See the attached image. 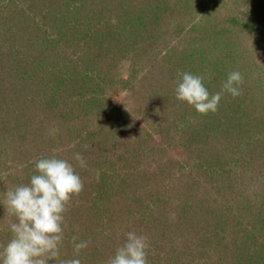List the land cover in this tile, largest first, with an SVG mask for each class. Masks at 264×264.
I'll return each instance as SVG.
<instances>
[{
	"label": "trees",
	"instance_id": "1",
	"mask_svg": "<svg viewBox=\"0 0 264 264\" xmlns=\"http://www.w3.org/2000/svg\"><path fill=\"white\" fill-rule=\"evenodd\" d=\"M6 1V6H2L5 9L0 15V158H4L1 160L4 163L9 160L7 165L13 169L10 171L11 176L0 184V242L4 241L3 236L6 245L12 235L8 228L9 218L2 203L5 192L16 185L29 183L31 176L36 174L34 161L55 154L73 163L84 184H87L86 180L93 184L92 190L85 193L87 197L81 198L82 191L78 196H73L66 206L59 259H79L81 264H107L108 259L115 255L116 249L125 242V233L135 228L128 225L127 218H130L128 215L122 216L129 209L123 202V196L118 194L123 188V181L131 179L133 169L138 170L137 166L131 167L133 164L143 160L151 165L154 154L150 150L151 146L147 144L128 142L122 146H114L110 152L105 146L107 143L104 133L111 132V129L107 127L106 131L102 132L98 131V128L99 125H107L109 122L106 121V116L113 110L106 105L107 94L110 86L117 85L111 78L109 81L112 83L109 84L106 77L110 74L111 68H117L115 61L125 55H131L132 52L137 56L138 51L141 50L140 52L145 55L144 69L147 65V69H151L147 91L141 97V101H144L142 110L147 117L149 116L155 131L163 135V125L156 121L158 114L156 107L161 100L158 105L156 101L161 95L165 100H170L169 92L173 91L172 89L175 91L181 75L192 68L190 62L186 60L187 54L196 48V46L192 48L191 44L194 42L193 37L198 35V26L195 28L196 25L191 24L185 28L180 22L171 24L169 19L161 22L172 11L173 6H166V13L162 11L163 13L158 15L153 9L155 5L147 6L152 0H120L121 3L116 6L114 4L104 6V0ZM153 1L158 3L159 0ZM249 14L246 13L245 16ZM242 18L235 12L227 25H222L220 29L217 24L215 26L213 24L214 27L209 28V32L198 35L197 40L207 44L210 37L214 38L213 33L216 32V28V30L229 31L233 38L234 36L240 38L244 36V28L241 27L245 24L240 25L243 24ZM167 23L170 29L166 27V30L163 27ZM156 34L162 38V42H159V37L155 40ZM8 37L10 40L5 42ZM182 41L184 46H179ZM176 54H180L181 58L176 57ZM228 57L231 59L230 56ZM179 64L181 69L176 80L163 75L165 67H168L171 68L170 72L173 76L179 69H176ZM131 66L133 72H136L134 69L136 65L133 63ZM240 74L245 77V71ZM135 87L136 84H130L129 90L132 91L136 89ZM248 89L250 91V88ZM92 102L95 103L94 111L90 109ZM233 104L236 105L237 111L241 110L240 102L235 101ZM133 111L137 112L134 108ZM237 111L235 112L238 113ZM97 116L98 120H95ZM243 116V113H238L235 122L226 121L224 135L227 137L228 147L232 145L229 148L231 151L235 148L242 151L244 149L245 143L240 144L243 134L248 133L249 126L241 125L240 118ZM201 118L196 133L203 147L206 133L201 129H204L207 123L211 125L210 131L213 134H210V137L209 134L207 135L210 139L218 131V125L213 121L214 116L202 115ZM35 119L37 122L48 123L49 129L57 124L55 132L61 137L68 135L70 142L74 136L77 137V140H74L65 151V157L58 148L45 149L42 146L35 148L37 144L33 142L37 135L30 130L37 124ZM32 121L35 123L32 124ZM74 132L77 134L70 135ZM244 137L248 139L247 143L251 144L250 137L246 134ZM262 138L264 139L263 136ZM12 142L15 155L24 156L17 155L6 159L7 156H11L6 148L9 149ZM226 147L217 142L215 150L208 152L205 162L202 163L206 168L204 172L209 173L212 178L223 174L219 171L222 154L219 156L217 154ZM77 152L85 158L86 167H79L73 159V154ZM17 170L25 173L19 177L14 176ZM232 170L229 168L225 172L230 180ZM144 171L147 172L148 184L157 177L155 173L157 171L153 173L148 167L144 168ZM238 178H234L233 181ZM185 187L187 191L192 188L188 185ZM186 196L187 192L184 197ZM251 201L256 200L251 199ZM119 202L121 205L116 211ZM252 204L246 209L251 218L254 217L251 219L254 223H256L255 218L258 223L261 221L263 227L259 228V231L262 232L264 215H259L260 206H257V202ZM188 206L190 207L189 204ZM195 206L199 208L200 201H197ZM204 206L200 209H205L206 205ZM139 208L144 209V212L147 211V205L142 204ZM204 211L199 210L197 213L195 210L184 215L185 232L190 230L189 233L192 232L195 236L199 226L208 223V216L204 215ZM112 216L116 221L122 216V221L114 224L115 219ZM137 232L140 231L137 229ZM73 237L77 238V243L89 242L88 247L82 249L79 256H76L73 249ZM232 242L239 253L246 251L247 258L243 259L245 264L248 260L255 264H262L261 262L264 264V245L257 242V239L253 238L249 242L235 239ZM248 243L252 246L246 245ZM192 256L190 264L207 263L201 257ZM48 264H55V261L49 260Z\"/></svg>",
	"mask_w": 264,
	"mask_h": 264
},
{
	"label": "rangeland",
	"instance_id": "2",
	"mask_svg": "<svg viewBox=\"0 0 264 264\" xmlns=\"http://www.w3.org/2000/svg\"><path fill=\"white\" fill-rule=\"evenodd\" d=\"M104 1V6L112 4L116 6L121 3L120 0ZM6 2V0H0V15L5 9L2 6H6ZM150 2L147 6L155 5L153 9L158 15L166 13V6H173L172 11L165 16L167 19L161 22L169 19L171 24L180 22L185 25V28L191 24L196 25L195 28L198 26L197 32L200 36L210 30L213 24L214 26L217 24V27L221 29L222 25L230 22L233 13L237 12L241 18L243 17V24L240 25L245 24L241 27L244 28V36L233 38L229 31L216 30V28V32L213 33L214 38L210 37L206 44L199 42L197 35L193 37L194 42L191 44L192 48L195 46L196 48L187 54L186 61H189V65L192 66L189 68L191 74L204 78L202 82L210 94L221 91L222 84L231 71H239V69L241 73L245 71V77H243V83L239 85L240 95L233 97L230 93L224 92L218 110L206 115L214 116L213 121H216L218 131L214 137L209 139L210 134L213 133L210 131L211 125L207 123L206 127L201 129L203 133H206L202 147L196 133L200 127L202 115L187 102L178 100L174 89L169 92L170 100H165L161 95L156 101L158 105L161 100L159 106L156 107L158 109L156 121L163 125V135L155 131L149 116L147 117L143 112L144 101H141V97L147 91V84L151 79L148 75L151 69H147L148 65L144 69L145 55L140 52L141 50L138 51L137 56L132 52L131 55H125L115 61L117 68H111L110 74L106 77L109 84L112 83L109 78L117 84L115 87L110 86L107 94L108 101L105 102L113 111L106 116V121H109L107 125H99L98 131L104 132L107 127H110L111 132L104 133L107 143L105 146L109 152L114 146H122L129 142L130 144H147L151 146L150 150L154 154L151 165L140 160L141 162L131 166H137L138 170H132L131 179L123 181V188L120 193L117 192L123 196V202L129 207L122 216L130 217L127 218L129 219L128 225L135 227L132 231L137 235L147 237L149 242L148 264H190L192 255L201 257L207 262L206 264H245L243 259L247 258L246 251L239 253V250H235L232 241L236 239V241L249 242L255 238L257 242L264 245V230L259 231L263 224L261 221L258 223L256 218V223H254L251 220L254 217L251 218L246 209L252 203L257 202V206H260L259 215H264V208L262 209L264 207V139L262 138L264 137V0H169V2L159 0L158 3L152 0ZM238 7L239 10H237ZM246 13H250L249 16H245ZM168 26L169 23L163 28L167 30ZM157 37H159V42L163 41L158 34L155 40ZM9 40L8 37L5 42ZM183 43V41L180 42L179 46ZM176 55L181 58L180 54ZM232 60H234L233 63H231ZM133 63L136 65L134 68L136 72L132 70ZM231 66L234 69H231ZM179 67H181L180 64L176 69ZM180 69H177L172 76L171 68L165 67L163 75L176 80ZM130 84H136V89L130 91ZM233 100L242 104L241 110L237 111ZM90 106L91 111L96 109L94 102L90 103ZM133 108L137 112H134ZM235 111L244 114L243 118H240V123L243 126H249L248 133L245 134L250 137V141L252 140L251 144H248L249 141L243 134L240 144L245 143L243 151L238 148L231 151L229 148L232 145L228 147L227 137L224 135L226 121L235 122L237 120L238 113ZM95 120H98V116ZM31 123L34 124L35 121ZM48 126V123L37 122L35 127L30 128L34 131V135H37L33 142L37 144L35 148L37 146L45 149L58 148V151L62 152L61 154L65 157L67 148L74 140H77L74 135L78 131L73 134L69 133L74 136H70V138L73 137L70 142L68 135L61 137L55 132L57 124H54L52 129ZM217 142L224 144L225 147L227 144V147L217 154V156L222 154L219 171L223 174L212 178L208 175L209 173L204 172L206 168L202 163L205 162L208 152L215 150ZM11 146L8 147L9 149L6 148L8 154L11 155L6 159L17 155L24 156L15 155L13 142ZM240 157L241 160L244 159L243 162L239 160ZM2 159L4 158L1 157L0 161ZM7 163L9 160L5 163L0 162V184L12 174L10 171L13 168L8 167ZM146 167L153 173L157 171L155 172L157 177L149 184L147 183V172L144 173ZM229 168L233 169L230 173L231 180L225 174ZM24 173V171L17 170L14 176L19 177ZM234 178H238V180L235 179L237 182L233 181ZM86 183L83 188L85 192H82L81 198L87 197L85 193L93 188L92 182L86 180ZM185 185L192 188L187 191ZM186 192L187 196L184 197ZM251 199L256 201L252 202ZM197 201L201 204L199 208L195 206ZM142 204L147 205L146 213L144 209L139 208ZM120 205L121 202L117 203L116 211ZM204 205L206 208L200 209ZM194 209L197 213L199 210H205L204 215L208 216V221L206 220L208 223L199 226L200 228L195 231V236L192 232L189 233L190 230L185 232L183 225L184 215L195 211ZM121 217L116 221L112 216L115 219L113 223L121 222ZM137 229L140 232H137ZM2 239L4 241L0 242V248L5 245L6 241L3 236ZM246 245L252 246L249 243ZM246 264H255V262L248 260Z\"/></svg>",
	"mask_w": 264,
	"mask_h": 264
},
{
	"label": "clouds",
	"instance_id": "3",
	"mask_svg": "<svg viewBox=\"0 0 264 264\" xmlns=\"http://www.w3.org/2000/svg\"><path fill=\"white\" fill-rule=\"evenodd\" d=\"M203 77L184 72L175 88L176 98L187 102L199 114L207 115L218 110L224 92L233 97L241 94L239 85L243 77L239 71H231L223 82L220 92L210 94L203 84ZM73 159L79 167H86L81 153ZM36 174L29 183L9 188L2 201L8 220L11 238L0 250V264H81L79 259L60 260V244L64 235V213L73 196L84 188L75 166L67 159L53 154L34 161ZM125 242L116 249L107 264H148L147 237L134 231L125 233ZM73 249L79 256L88 247V241L76 242Z\"/></svg>",
	"mask_w": 264,
	"mask_h": 264
}]
</instances>
